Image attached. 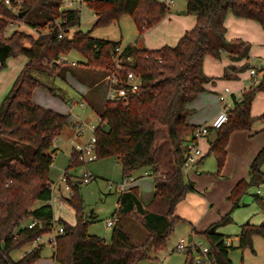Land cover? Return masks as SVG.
<instances>
[{
  "label": "trees",
  "instance_id": "obj_1",
  "mask_svg": "<svg viewBox=\"0 0 264 264\" xmlns=\"http://www.w3.org/2000/svg\"><path fill=\"white\" fill-rule=\"evenodd\" d=\"M63 1L13 0L8 6L0 0V67L5 69L9 59L20 55L28 59L0 106V264H36L41 259L42 247L17 262L11 254L52 232L56 223H60L64 233L57 236L55 264H138L151 259L149 250L160 251L166 247L175 224L182 221L175 216L176 207L194 191L182 167L191 151L185 140L200 127L189 123L195 112L188 105L206 91L207 85H215V79L204 72L205 58L220 59L225 52L235 54L238 44H243L241 41L231 44L225 38L229 12L260 23L264 30V0H186V11L197 18V23L175 47L148 50L129 45L120 55L121 84L126 82L129 72L140 76L142 83L138 93L131 94L127 100L106 102L98 113L105 124L96 132V160L114 158L122 166L124 177L141 169L155 174L160 167L157 126L166 129L172 146L173 172L165 180L155 177L152 201L145 205L139 188L133 187L121 193L117 203L116 215L136 214L150 232L142 252L133 244L121 220L113 227L110 243L88 234L92 216L88 218L83 212L79 193L82 180H73L75 177L70 173L81 165L74 151L65 175L72 188L67 201L76 210L77 223L72 226L54 218L49 173L57 151L55 142L70 124L71 116L33 103L34 92L45 87L33 74H55L65 65L61 57L73 50L87 59V67L111 72L115 69L114 57L119 48L117 43L94 38L91 32L77 31L69 38V30L80 24L81 16L79 10L63 11ZM83 4L96 16L94 27L107 26L129 15L140 35L157 26L170 12L158 0H83ZM59 18L63 22L58 27ZM13 21L33 30L48 28V31L39 32L37 38L17 31L7 36ZM248 52L246 44L232 59H245ZM230 68L239 73L249 69V64ZM231 77L228 71L223 76L228 80ZM260 92H264V77L257 86L243 93L241 101L228 113V122L216 130L210 141L208 154L216 156L217 175L225 164L230 136L236 131L251 129L255 121L251 115L252 103ZM202 161L203 158L199 164ZM263 166L264 147L250 166L249 180H242L233 189L229 197L231 211L196 234L206 239L208 256L215 258L217 264H233L229 253L236 248L232 244L227 246L228 238L219 229L233 223L232 214L247 190L264 184ZM37 202H42V206L32 209ZM25 219L38 224L32 229L29 224L21 227ZM240 229L238 249L253 250L255 236L264 240V223L247 222ZM193 247H189L184 264H195Z\"/></svg>",
  "mask_w": 264,
  "mask_h": 264
},
{
  "label": "rangeland",
  "instance_id": "obj_2",
  "mask_svg": "<svg viewBox=\"0 0 264 264\" xmlns=\"http://www.w3.org/2000/svg\"><path fill=\"white\" fill-rule=\"evenodd\" d=\"M15 1L19 2L20 0H15ZM82 1L83 0H64L63 9H65L66 11L79 10L81 16L80 24L77 27L69 30V34H68L69 38H72L77 31H82L85 33L91 32V35L94 38L108 40L113 43H117L119 44L118 47L123 51L129 45H135L140 49H148V50L156 49L158 47L157 44L154 43V41L157 40L156 37L160 32V29L156 33H152L151 35H149L148 41L144 43L143 41L144 34L140 35L133 18L129 15H124L118 21L112 22L107 26L94 27L96 22L95 16L93 12L85 4H81ZM158 1L164 4L166 2V0H158ZM173 2L174 5L172 6L167 5L169 7V10H171L172 12L170 16V18H172V27L171 29L164 31V33H169L170 30L171 37L169 39L166 38L165 36L163 37L166 38L169 43H172V46L169 47H175L178 44L180 38L184 34L181 33L178 36L179 39L177 38L178 39L177 42H174L175 37L183 30V27L185 28L186 26H188L186 31H191L192 29H194L197 23L196 21L197 19L194 15L188 13L186 15L180 14L181 11L187 10L186 0H173ZM191 20H193L195 23V25L192 24L194 25L193 27L191 26ZM162 21L160 23H162ZM56 22L61 24L63 22V19L59 18L56 20ZM257 24L261 26L260 23L257 22ZM21 25H23V23H19L16 21L10 23L7 36L12 34L15 30L17 32H21L19 31ZM47 31L48 28L42 30L43 33ZM233 31H236V27L234 28ZM260 32L264 35V30L262 28ZM35 37H37V35ZM256 37L257 38L260 37L261 41L264 40V38L262 36H259V34H257ZM231 38H236V39H233V41L232 40L228 41V43L233 44L240 41L239 40L240 38L234 36L231 32H229L227 39H231ZM256 48L257 46L254 45L249 60L247 59V61H244V63L242 64H240L239 61L237 60L231 59L229 55L223 53L219 60L221 62L223 61L226 62L222 66L218 67V70L217 69L210 70L207 68L206 71L207 72L216 71L214 73H218L220 71L225 70L226 72L228 67L241 68L242 66L248 63L249 69L238 73L240 79L242 80L247 79L245 83L243 81V83L245 84L244 91L245 90L247 91L250 88V82H252V76L250 74V71L252 69H260L262 68V66H264V44H260L259 48L258 49ZM128 60L132 61V59H128ZM61 61L65 65L60 67L55 74L52 75L42 74V73L33 74L36 79H38L45 85V87H42L40 91H38L37 94L35 95L34 98L35 102L41 106H45L53 110H57L59 112L71 113L72 122H74V120L79 118L82 122L88 123L89 125L97 124L99 117L98 113L102 110L104 104L107 102L106 76L109 74V72H104L102 70H96L87 67L86 66L87 59L76 50L71 51L69 54L63 55L61 57ZM240 61H243V59ZM73 63L75 64L74 66ZM80 74L81 75L93 74L94 77H97L98 80L100 77L101 78L96 84H94L93 82L89 83L83 80ZM77 76L79 77L80 80L77 79ZM208 77L214 78L216 85L206 86V91L199 94L195 98L193 103H191L192 106L191 110H194L195 114L190 118V121L192 124L200 127L211 126L213 121L220 115L223 109L222 103L220 101V96L224 93L226 89H229L233 95L237 94L236 92H233L230 88L226 86L229 85V83L235 84V82H231V81H237V80L229 81L228 79H224L223 77H214V76L213 77L208 76ZM76 79L80 83L84 81L86 83H89V85L91 86L90 88L92 90L89 89V91L90 92L93 91L94 97L91 99L92 96L91 95L87 98L86 95H88V93L86 92L87 94L85 95V99H86L85 103L90 102V104L94 107L93 108L94 110H90V108L86 104L84 107L81 106V103H83L81 93L75 90L71 83L73 82V84H75ZM259 79L262 80L261 78ZM257 85L258 84H255L253 88ZM263 94L264 92L257 93L252 103L251 115L253 118H255V121L251 129L243 130L249 132L250 134L252 133V135H258L264 132V117H263L264 95ZM216 106H218L219 109L220 108L221 109L219 110V112L215 114L214 108ZM214 114L217 116H215V119L212 122H209L208 119L210 117H213ZM72 122L64 128L62 134L57 139V144L55 147L57 150L55 156L56 158L54 160L53 165L51 166L49 177L51 181H54V183L61 185L62 187L61 193L60 191H56L54 193L55 195L53 196V198L54 197L55 198L51 203L54 209L56 221H59L60 219L68 223L69 225L74 226L77 223L76 210L67 201V199L70 198L71 196L67 194L65 185L64 183L61 182V178L66 174V170L69 166L72 150L74 147L73 143H71V140L73 139L72 138L73 130L71 136V128L73 126ZM236 132H240V131H236ZM215 135H216V130H212V132H209L208 135H206L205 137L199 140V148L203 154L202 157L203 161L195 168H191V169L189 168L187 174L190 176L191 173L196 171L199 174L212 177L219 181L223 180L221 183H219L221 190L214 189L213 190L214 192L212 194V199L214 204L213 209L219 211L220 206L223 204V202H226V198L222 196L225 195V192L227 191L229 184L231 187L235 176L234 174H230L228 176V179H224V177L221 179L220 177L222 176L221 174H223V169L226 164V161L221 172L217 175L218 163L216 156L213 153L208 154L210 150V144H207L206 146L202 145L203 139L207 141L206 138L210 137L212 140ZM88 136L89 133L87 134L86 137ZM207 146L209 147L207 148ZM157 148H158V157L160 161V170H162L161 168V164H162L163 167L164 165H166L168 171L172 170L173 172V167H172L173 156L171 152L172 146L168 139L166 129L161 126H157ZM145 172L146 170L141 169L134 172L131 175V177L138 179L136 184L140 189L139 190L140 198L144 202H146L147 199H149L152 195L154 196L155 194V178L153 177L140 178L144 176ZM70 173L75 175L74 176L75 178L73 180L76 181H80L85 173H89L91 175L90 182L88 184H83L82 181H80L81 184L79 190L80 196L83 200L84 214L88 218H90L89 215L92 214L95 216L94 218L89 219L91 223L88 225L87 232L89 235L97 236L105 240L107 243H110L113 228L108 227L107 222L113 219L115 212H117L118 210L117 203L121 192L119 189H120V185L123 183V180L125 179L122 171V166L114 158H104V159L95 160L88 164H81L80 166L70 170ZM163 174L160 173L158 174L159 179L166 178L163 176ZM184 176L186 181H189L187 176L186 175ZM258 189L261 190V188L258 187H250L247 190V192L243 195V197L240 200V207L236 208L233 212L232 215L234 218L233 223L227 226L230 228L231 231H233L232 232L233 234H230L229 236H231L230 239L232 241L234 240L233 246L236 248L230 251L229 259L231 257L230 255L234 253V261L236 264L240 263L241 256L245 250H241L237 248L239 246V239L238 237H236L235 231L239 230L240 226L243 223L248 221V219L252 218L254 214H256L258 207H260L258 203L255 202L253 196L254 194H258V195L261 194L258 192ZM42 204H43L42 202H37L32 207V209H36L42 206ZM119 216L120 219L122 220L124 219L125 224L123 223L122 224L128 231L129 235L131 236L133 244L138 248L139 252H142L145 244L147 243L150 237V232L147 231L146 228L143 226L142 221L138 215L133 214L126 216H122V215ZM246 218L247 220H245ZM29 222H30L29 219L23 220V222H21V227L26 226ZM60 227H61L60 223L58 224L56 223L55 231H57ZM52 233L53 232L42 235L41 236L42 238L39 241H37L35 246L32 248H29L28 245H25L24 247L14 251L11 254V258L13 259V261L17 262L22 259V256L25 252L27 251L32 252L37 248L42 247L43 249L41 252V259H40L42 260V264H48V263L52 264L53 262L52 256L55 252L54 250L55 246H52L49 243V239L53 237ZM189 234L190 232L187 224L185 223L175 224L174 229L167 241L166 247L160 251L149 250L148 254L151 257V259L142 260L138 264H184L187 254L189 252L188 251L189 247L194 246V244L187 243L186 249L183 251H178L177 246L182 239L188 241V238L190 236ZM194 241L197 243H203L204 245H207L206 239L199 235L196 236V239H194ZM193 252L195 256V264H197L196 260L200 257V254L199 252L196 251L194 247H193Z\"/></svg>",
  "mask_w": 264,
  "mask_h": 264
},
{
  "label": "crops",
  "instance_id": "obj_3",
  "mask_svg": "<svg viewBox=\"0 0 264 264\" xmlns=\"http://www.w3.org/2000/svg\"><path fill=\"white\" fill-rule=\"evenodd\" d=\"M81 4H83V1L81 2ZM63 5H64V1H63ZM63 5H62L61 9L63 11H66L65 9H63L64 8ZM182 12H185L184 15L187 14L186 10L181 11L180 14H183ZM171 14H172V12L170 10V13L167 14L166 18L162 21V23L158 24L152 30H149L146 33H144L143 41H144V43H146L148 41L149 35H151L152 33H156L160 29V32L158 33V35L156 37L157 40L154 41V43H156L158 47L156 49H151V50H157V49H160L164 46H172V43H169L168 40L166 39V38L169 39L171 37L170 30H169V33H164L165 30L171 29V27H172V18H170ZM95 19H96V16H95ZM192 24L195 25L193 20H191V26L193 27L194 25H192ZM225 27H226L225 38H226L227 42L231 41V40L233 41V39H236V38L227 39L229 32H231L234 36L240 38L239 40L243 43V44H238V48H236V50L234 51L235 54L232 53L233 54L232 55L230 52H225V54L229 55V57L231 59L233 56H237L236 54L240 53V51H242L244 49L246 44H250L248 57L243 59V61H239L240 64L244 63V61H247V59L249 60V57L252 54V49H253L254 45L257 46L256 49H258L260 44H264V40L261 41L260 37L259 38L256 37L257 34H259V36H262L264 38V35L260 32L262 27L259 26L256 21L238 18L232 12H229L227 17H226V20H225ZM235 27H236V31H233ZM187 28H188V26H186L185 28L183 27V30L175 37L174 42H177V40L179 39L178 36L181 33H183L185 35V33L188 32V31H186ZM10 30H11V28H10ZM19 31L24 32L27 35L32 36L33 38H37L39 36V32H42V31H37V30H33V29L31 30L29 27L25 26L24 24L21 25V27L19 28ZM36 35H37V37H35ZM184 35H182V37ZM164 36L166 38H163ZM251 46H252V48H251ZM153 47H154V45H153ZM27 61H28L27 57L20 55L18 57L9 59L7 62V67L5 69L1 70V67H0V106H1L3 99L6 97V95L11 90L16 78L18 77V75L21 72V70L23 69V67L26 65ZM225 62L226 61L221 62L219 59H216L212 56H208L205 58V61H204V71L206 72V74L208 76H211V77H213V76L214 77H223L225 70L220 71L218 73H214L216 71L207 72L206 69L208 68L210 70L211 69H217L218 70V67L222 66ZM229 68L230 67H228V69L226 71H228L231 76L235 77V78L231 77L232 79H230L229 81H231V80H237V81H231V82H235V84L229 83L230 86L229 85H226V86L228 88H230L233 92L237 93V94H235V96L241 97L244 93V85H245L244 83L246 82L247 79L246 80L240 79L238 73H235V71H233V70H231V68L230 69ZM80 76L82 77L83 80H85L89 83L93 82L94 84H96L101 78L100 77L98 80L97 77H94L93 74H82V75L80 74ZM77 79L80 80L78 76H77ZM77 79L75 81V84H73V82H71L73 85V88L81 93L83 101L86 100L85 95L87 93H88V95H86L87 98L92 95L91 96V99H92L94 97V94H93V91H91V92L89 91V89L92 90L90 88L91 86L89 85V83H86L84 81L80 83V82H78ZM243 81H244V83H243ZM209 85H212V84H209ZM215 85H216V82H215ZM215 85H212V86H215ZM40 89L41 88L37 89L33 94V103L35 105H38V106H41V105L37 104L35 102L34 98H35V95L37 94V92L40 91ZM86 105L90 108V110H94L93 109L94 107L90 104V102H86ZM41 107L53 110V109L45 107V106H41ZM188 108L192 109L191 104L188 105ZM220 109L218 106H216L214 108L215 114L217 112H219ZM53 111L61 113V114H70V116H71V113H63V112H59L57 110H53ZM215 114L213 117H210L208 119L209 122H212L215 119V116H217ZM70 121L72 122L71 118H70ZM74 122H75V120H74ZM189 123H191L190 119H189ZM69 128H71V127H69ZM72 130L73 129L71 128V136H72ZM206 139H207V141L205 139H203L202 145L206 146L207 144H210L211 138L208 137ZM208 147L209 146H207V148ZM263 147H264V132H262L258 135H252V133L250 134L247 131H240V132H234L231 135V137L229 139L228 146H227L226 164H225L224 169H223V174H221L222 176L220 178L222 179L224 177V179H228V176L230 174H234L235 178H234L233 182L231 181L232 182L231 187L229 184L228 189L225 192V195L222 196V197L226 198V202H223V204L220 206L219 211H216L213 209L214 204H213L212 194L214 192L213 191L214 189L221 190L219 183H221L223 180L219 181V180L214 179L212 177L205 176L203 174H199L196 171L191 173L190 176L187 175L188 180L190 182H192L194 185V191L187 194L186 198L177 205L176 210H175V216L182 219V221L179 223H182V224L185 223L188 225L189 232H190V234H189L190 236L188 238L189 243L193 242L194 239H196V236H197L196 234L204 232L212 224L219 222L226 214H228L230 212L233 205L229 201V197H230L233 189L242 180H246V179L250 178V176H249L250 166L253 163L256 156L258 155V153L262 150ZM198 165H199V163L197 165L191 167V168H195ZM159 166H160V163H159ZM161 168H162V170H160V167H159L160 171H158L155 174H152V172L146 170V172L144 173V176H142L140 178H145V177H153V178L157 177V178H159L158 174L164 173L163 176L166 178H164L163 180H165V179H167V177H169L171 175L172 170H170L171 172L168 171L167 170L168 168L166 167V165H164V167H163L162 164H161ZM169 169H171V168H169ZM262 171L264 173V166L262 168ZM71 175L75 176L72 173H71ZM129 177L132 178V181L127 183L126 185H124V187H122V188L120 185V189H119L121 191L120 194L126 192L130 188L138 187L136 184L138 179L131 177V175ZM51 182H52V185L56 186V189L53 190V196L55 195L54 193L56 191H60V193H61L62 192L61 185L54 183V181H51ZM254 187L261 188V190L258 189V192L261 193L260 195H258V194L253 195L255 202H257L260 207H258L256 214H254V216L252 218L248 219V221H246L245 223L249 222L253 225H261L264 223V184H261L259 186H254ZM153 197L154 196L152 195L149 199H147L146 202H144L142 199L141 200L143 201L144 204L148 205L152 201ZM54 198L52 199L51 203L53 202ZM238 207H240V205ZM53 212H54V209H53ZM115 215H116V212H115L114 216ZM89 216L90 217L92 216V218L95 217L93 214L89 215ZM54 218H55V214H54ZM247 218L245 220H247ZM29 220H31V219H29ZM55 220H56V218H55ZM120 220H121V223L125 224L124 219L123 220L120 219ZM232 220H234L233 216H232ZM245 220H243V221H245ZM245 223H243V224H245ZM232 232L233 231H231L230 228L227 226L219 229V233L226 236L229 239V240L227 239V241H230L231 244L233 245L234 240L232 241L230 239L231 236H229L230 234H233ZM240 233H241V229L235 231L236 237H238V239H239ZM190 239H192L191 242L189 241ZM53 256H54V254H53ZM53 256H52V261H53L52 264H55ZM230 256H231L230 259H231L232 263L236 264L234 261V253ZM36 264H42V260L38 261ZM238 264H264V240L262 237L255 236L253 238V250L245 249V251L243 252V254L241 256V261Z\"/></svg>",
  "mask_w": 264,
  "mask_h": 264
},
{
  "label": "built area",
  "instance_id": "obj_4",
  "mask_svg": "<svg viewBox=\"0 0 264 264\" xmlns=\"http://www.w3.org/2000/svg\"><path fill=\"white\" fill-rule=\"evenodd\" d=\"M6 5L10 6L13 0H2ZM166 5L172 6L174 5L173 0H166ZM57 26H60V23H56ZM117 55L114 57L115 69L106 76V100L107 102L113 101H120V100H127L131 94H136L140 91L142 79L140 76L134 74L133 72H129L127 74L126 82L121 84L122 81L120 80L121 73L123 71L122 68V60L120 59V55H122L123 50L117 48L116 50ZM73 65H75L73 63ZM252 76V82H250V88L253 87L255 84H259L261 80L259 78L264 77V66L260 69H252L250 71ZM249 88V89H250ZM248 89V90H249ZM246 92V90L244 91ZM242 99L241 97H237L231 93L229 89H226L224 93L220 96V101L222 103V112L220 115L213 121L211 126H202L196 129L193 135L188 136L186 139V144L190 145L191 151L186 158V162L182 167V171L184 175H188L187 171L189 168L197 165L203 157L202 151L199 148V140L206 135L209 134L210 129L218 130L223 125L228 122V113L234 109L236 106V102H240ZM85 101L81 103V106H85ZM76 105V104H75ZM232 106V107H231ZM73 126V139L71 143H73L74 147L73 150L77 155L78 159L81 164H88L96 160V144H97V137L96 132L97 129L103 127L105 124L104 121L98 117L97 124H91L82 122L79 118L72 122ZM89 133V136L87 134ZM57 141L55 142V146ZM91 175L89 173H85L82 178L83 184H88L90 182ZM132 178L125 177L123 183L121 184V188L124 187L127 183L131 182ZM61 182L64 183L65 189L69 196L72 195V188L69 184L68 178L64 175L61 178ZM56 189L55 185H52V190ZM120 220V216H115L113 219L107 222V226L113 228ZM38 224V221H31L28 225L29 229H32L34 226ZM53 237L49 239V243L52 246H56L57 243V236L62 235L64 233L63 227H60L57 231L55 229L52 231ZM42 237L40 236L34 242L28 244L29 248L35 246L36 242L39 241ZM189 243L188 241L181 240V242L177 246L178 251H183L186 249V244ZM194 244V248L199 250L200 257L196 260L197 264H217L215 258H210L209 254V246L204 245L203 243H197L195 241L191 242ZM227 246L231 245V242L226 241ZM38 249V248H37ZM33 252V251H32ZM31 251H27L23 254L22 258L27 257L32 253Z\"/></svg>",
  "mask_w": 264,
  "mask_h": 264
},
{
  "label": "water",
  "instance_id": "obj_5",
  "mask_svg": "<svg viewBox=\"0 0 264 264\" xmlns=\"http://www.w3.org/2000/svg\"><path fill=\"white\" fill-rule=\"evenodd\" d=\"M182 13L184 14L185 12H182ZM20 16H22V15H20ZM189 241L191 242V241H192V239H190Z\"/></svg>",
  "mask_w": 264,
  "mask_h": 264
}]
</instances>
